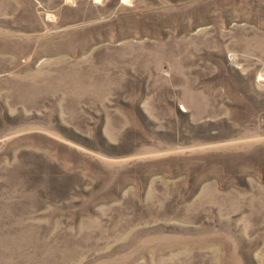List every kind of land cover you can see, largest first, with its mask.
<instances>
[{
	"label": "rangeland",
	"instance_id": "374dc122",
	"mask_svg": "<svg viewBox=\"0 0 264 264\" xmlns=\"http://www.w3.org/2000/svg\"><path fill=\"white\" fill-rule=\"evenodd\" d=\"M0 264H264V0H0Z\"/></svg>",
	"mask_w": 264,
	"mask_h": 264
}]
</instances>
